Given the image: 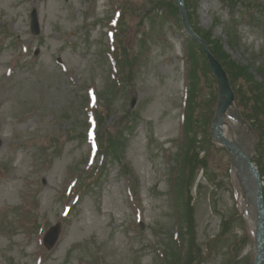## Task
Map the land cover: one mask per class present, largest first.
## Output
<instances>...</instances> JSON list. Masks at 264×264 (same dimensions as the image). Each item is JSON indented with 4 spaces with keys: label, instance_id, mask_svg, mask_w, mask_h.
I'll use <instances>...</instances> for the list:
<instances>
[{
    "label": "rangeland",
    "instance_id": "obj_1",
    "mask_svg": "<svg viewBox=\"0 0 264 264\" xmlns=\"http://www.w3.org/2000/svg\"><path fill=\"white\" fill-rule=\"evenodd\" d=\"M254 1L248 13L238 0L233 23L220 0L186 2L197 26L263 81L264 0ZM153 6L152 0H0V264H166L165 251L183 249L172 188L188 88L186 43ZM119 11L113 29L108 20ZM124 49L128 75L121 81L116 60ZM249 85L235 79L234 104L256 141L246 118L254 104ZM217 94L216 80L201 71L199 123L214 112ZM88 103H98L97 117L106 118L97 127L102 148L123 131L108 155L97 153ZM207 122L209 128L211 117ZM215 147L200 151L206 168L197 167L192 184L191 256L200 264H249L251 225L229 157ZM258 156L264 171V148ZM57 222L59 240L47 250L42 236Z\"/></svg>",
    "mask_w": 264,
    "mask_h": 264
},
{
    "label": "trees",
    "instance_id": "obj_2",
    "mask_svg": "<svg viewBox=\"0 0 264 264\" xmlns=\"http://www.w3.org/2000/svg\"><path fill=\"white\" fill-rule=\"evenodd\" d=\"M172 16H177V8L173 2H167L165 5ZM191 17V16H190ZM198 30V29H197ZM200 35L207 40V42L211 46V51L217 58L220 59L222 64L227 70V73L233 82L235 79L244 78L250 84L251 97L253 99V107H252V116L251 118L256 123V128L260 132V138L264 135V88L261 83H256L253 80L252 74L249 72L247 66L238 65L236 62L231 60L229 55L223 50L222 44L219 40L211 39L209 33L201 32ZM194 43H191V64L194 66L193 59H195V53L192 50ZM206 63H204V68H206ZM191 66V90L194 89L195 83L197 85L198 75H197V63L195 67ZM197 87V86H196ZM196 89V88H195ZM193 91V90H192ZM188 109H190L189 114H186L185 123H184V132H183V141L179 147L178 156H180V165H181V173L177 180L176 193L181 198L180 201V209H179V220L185 222V226L187 227V232L191 236L192 233V221L190 218V212H192L191 205V186L194 182L195 173L197 167L202 168L203 171L206 168L205 157H199L200 151L205 152V146L212 144L208 138L207 121L210 120V117H205L204 115V123L201 124L198 121V107L199 104L196 101L195 93L192 92L191 98L189 99ZM196 114V115H195ZM255 125V124H254ZM123 133V132H122ZM121 132L116 134L115 137L111 136L109 140L108 147L112 150L118 149V139L122 137ZM201 134L202 142L198 139V134ZM110 140H112L110 142ZM226 225V222H225ZM173 258V257H172ZM176 262L179 263V258H176ZM195 259H191L190 254L186 256L185 259H181L180 264H193Z\"/></svg>",
    "mask_w": 264,
    "mask_h": 264
},
{
    "label": "water",
    "instance_id": "obj_3",
    "mask_svg": "<svg viewBox=\"0 0 264 264\" xmlns=\"http://www.w3.org/2000/svg\"><path fill=\"white\" fill-rule=\"evenodd\" d=\"M179 6L181 8V13L183 16V21L188 32L195 36L189 29L188 22L185 15V10L182 4V0H178ZM34 32H38L37 27L33 26ZM203 49L209 59L212 70L219 84V98L217 103L216 112L212 121L211 135L215 142L224 145L233 160L235 161L238 169L240 171L239 178L241 180L244 189L248 190L250 195V200L253 203L256 210V227H255V244H256V256L252 264H260L264 258V206L262 198V189L260 183V176L251 163L250 152L244 153L241 147H239L234 142L228 140L223 135L222 125H223V115L226 110L232 104L233 92L230 88L229 81L226 77L225 71L222 69L221 65L212 57L207 49V45L204 41L200 40ZM247 184V185H246ZM60 231V225L52 227L46 234L44 240L48 247H52L58 238Z\"/></svg>",
    "mask_w": 264,
    "mask_h": 264
},
{
    "label": "bare ground",
    "instance_id": "obj_4",
    "mask_svg": "<svg viewBox=\"0 0 264 264\" xmlns=\"http://www.w3.org/2000/svg\"><path fill=\"white\" fill-rule=\"evenodd\" d=\"M229 127L231 128V140H233L238 146H240L245 152L248 151L249 148V134L246 132L243 124H239L237 120L228 118ZM247 185V184H246ZM242 194V209L245 212V216L247 217L248 223L253 227L255 221V214L252 211L250 205V195L248 194L247 189H241Z\"/></svg>",
    "mask_w": 264,
    "mask_h": 264
}]
</instances>
